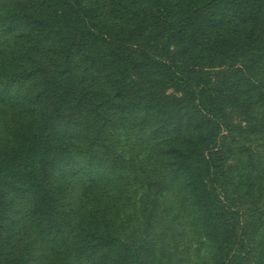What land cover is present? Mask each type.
<instances>
[{
    "label": "rangeland",
    "instance_id": "rangeland-1",
    "mask_svg": "<svg viewBox=\"0 0 264 264\" xmlns=\"http://www.w3.org/2000/svg\"><path fill=\"white\" fill-rule=\"evenodd\" d=\"M40 1L10 3L33 14ZM81 1L87 24L102 40L74 52L72 72L77 92L63 105L67 111L57 118V132L76 141L80 155L75 153L71 163L53 158L51 166L62 167L56 173H64L84 168L87 161L95 164L106 178L110 213L101 209L95 216L93 203L78 206L75 198L65 195L64 179L60 181L58 208L74 227L110 218L116 241L106 254V264H223L197 205L198 194L206 189L208 196L215 194L222 202L228 211L226 221L235 229L234 235L226 232L227 238L231 235L228 250L232 263L264 264V31L258 26L256 45L251 44L249 53L239 56L237 48L235 53L228 44L222 50L217 43L220 37L232 41L241 23L225 12L224 5L214 7L213 0ZM193 17L200 19V25H190ZM22 25L21 29L31 27ZM51 41L43 63L54 69L60 60L54 52L55 40ZM117 54L123 62L131 57L130 63L138 66L121 77L109 70L103 72L100 63ZM166 56L195 68L197 74L189 75L199 77L202 83L209 80L220 90L224 117L210 121L219 126L214 127L211 139L216 137L221 143L223 155L208 161L209 170L204 159L206 119L196 100L185 93L181 78L170 81L146 67L148 59ZM172 77L175 80L176 75ZM115 81L134 87L137 94L125 87L120 93ZM5 118L0 110V134ZM156 119L164 125L166 121L174 123L170 127L173 133L179 128L175 122L186 124L182 126L184 137L172 143H182L185 149L172 152L169 141L175 137L155 128ZM75 177L80 183L86 179L82 171ZM14 250L2 252L10 258L8 263L16 259L9 255ZM17 250L21 258L17 260L23 262V248ZM59 257L52 264L78 263L71 250H64Z\"/></svg>",
    "mask_w": 264,
    "mask_h": 264
},
{
    "label": "trees",
    "instance_id": "trees-1",
    "mask_svg": "<svg viewBox=\"0 0 264 264\" xmlns=\"http://www.w3.org/2000/svg\"><path fill=\"white\" fill-rule=\"evenodd\" d=\"M222 5L225 12L236 17L241 26L235 31L232 41L220 37L218 47L225 50L230 44L235 53L237 48L241 51L238 52L239 56H245L251 44L256 45L257 27L264 31V0H213L214 7ZM13 7L10 0H0V110L6 115L3 133L0 134V264H52L64 250L72 251L77 264H106V254L116 241L110 218L96 220L90 226L74 227L72 220L57 206L60 181L64 179L65 195L75 198L78 206L93 203V215L96 216L101 209L105 214L110 213L106 208V178L89 161L84 168L70 169L64 173H56L62 167L56 169L58 166H51L53 158H63V163H71L75 153L80 155L76 141L71 142L65 132H57V118L67 111L62 108L63 105L77 92L72 72L74 52L80 47L96 44L100 37L87 24V11L81 0H41L33 14ZM191 20L193 24L190 25H200L198 17ZM21 25L31 27L21 29ZM190 25L184 34L189 32ZM52 39L56 44L55 55L60 60V66L54 69L43 63L45 54L49 53L46 45ZM166 57L148 59L146 67L165 75L170 81L181 78L186 87L185 93L196 100L206 119L204 159L209 170L211 166L208 161L213 156L223 155L221 143L216 137L211 139L214 127L219 129V126L210 121L219 122L224 117L222 102L218 99L220 90L209 80L203 84L199 77L189 75L197 74L195 68H186L181 61ZM130 62L131 57L123 62L117 54L100 65L103 72L109 70L121 77L138 66ZM115 83L120 93L125 87L137 94L134 87ZM258 94L262 95L260 92ZM139 100L143 104L142 95ZM163 123L156 119L154 127L165 135L175 137L169 141L170 148H174L172 152L177 154L185 149L182 143L172 144L184 137L182 126L185 123L175 122L179 127L176 133L170 130L174 123ZM78 171L85 174L86 179L81 183L75 177ZM70 174L75 179H68ZM208 194L206 189L199 193L197 205L218 245L221 258L225 260L223 264H233L228 250L231 235L227 238L226 232L234 235L235 229L226 221L228 211L222 202L215 194ZM12 247L16 252L14 250L9 255L14 254L16 259L8 263L10 258L3 256L2 252ZM20 247L23 248V262L17 260L21 259L17 250ZM6 257L8 259L3 260Z\"/></svg>",
    "mask_w": 264,
    "mask_h": 264
}]
</instances>
